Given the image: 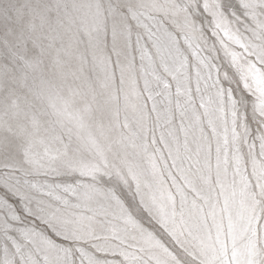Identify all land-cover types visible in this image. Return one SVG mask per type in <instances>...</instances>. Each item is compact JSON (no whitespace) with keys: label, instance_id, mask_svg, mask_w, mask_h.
I'll list each match as a JSON object with an SVG mask.
<instances>
[{"label":"snow or ice","instance_id":"obj_1","mask_svg":"<svg viewBox=\"0 0 264 264\" xmlns=\"http://www.w3.org/2000/svg\"><path fill=\"white\" fill-rule=\"evenodd\" d=\"M0 264H264V0H0Z\"/></svg>","mask_w":264,"mask_h":264}]
</instances>
